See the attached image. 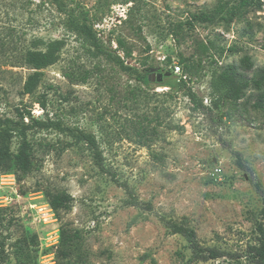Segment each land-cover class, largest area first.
Wrapping results in <instances>:
<instances>
[{
	"label": "rangeland",
	"instance_id": "1",
	"mask_svg": "<svg viewBox=\"0 0 264 264\" xmlns=\"http://www.w3.org/2000/svg\"><path fill=\"white\" fill-rule=\"evenodd\" d=\"M61 1L147 83L94 55L51 0H0V118L18 122L17 110H28L91 134L106 170L66 132L27 131L28 171H0V264H253L246 250L257 244L255 223L264 228L253 186L264 193V111L254 108L264 91L256 85L264 0ZM36 39L65 45L34 92L22 94L34 71L25 53ZM175 66L201 107L166 77L157 82ZM213 72L245 85L235 106H213ZM236 153L251 172L236 166ZM121 184L141 205L127 203ZM60 191L70 208L55 215L47 194ZM162 220L190 228L201 247L222 256L195 261Z\"/></svg>",
	"mask_w": 264,
	"mask_h": 264
},
{
	"label": "trees",
	"instance_id": "2",
	"mask_svg": "<svg viewBox=\"0 0 264 264\" xmlns=\"http://www.w3.org/2000/svg\"><path fill=\"white\" fill-rule=\"evenodd\" d=\"M51 1L56 6L57 12L64 15L65 29L68 32L74 33L82 38L84 43L96 51V53L93 52L94 55H105L106 59L117 65L121 71L128 74H135V77L138 81L145 82L143 75L138 73L137 70L124 65V62L118 56H112L102 49L99 40L96 38V35L93 33L91 27L87 24L84 18L80 19L78 16H76V14H74L73 10H67L66 6L61 0ZM30 45L31 49L26 51L24 63L34 71L32 74L27 76L22 87V94H31L34 92L41 80L42 70L58 61L59 53L63 49L65 42L63 39H52L48 41L36 39L33 40ZM260 83H264V68L260 72V77L256 82V85L259 86ZM166 84L170 89H174L175 87L184 89V95L189 99V101L195 104L197 107H201V101L196 98L194 93H192L185 80L176 79L173 76V71H171V74L166 77ZM244 86V84H239L234 76L226 72H213L209 81L213 106L216 108L220 104L225 103L231 107L235 106L236 103L241 99L242 89ZM41 106L44 107V104L41 103ZM254 108L264 111V91L260 94L257 102L254 104ZM17 115L19 116L18 122H15L9 118H0V171L8 170L12 167L20 172L28 171L30 145L26 139V132L37 128L54 129L59 132L68 133L77 143H83L87 146V148L92 152L95 165L100 169V171L106 173L95 138L91 134H86L82 131L74 132L70 128L61 126V124L58 122L48 119H39L38 117L32 116L28 110L23 113L20 112V110H17ZM24 117L28 118V122L26 124L23 122ZM14 138L17 139L18 142L15 153H13L10 149L11 141ZM236 157V166L240 170L251 172V170L241 161V157L238 153H236ZM112 179L113 182L118 183L113 176ZM119 186L123 187L128 194V204L132 206L141 205L137 198L132 194L130 188L122 184ZM253 186L255 192L262 197L261 199L263 207L260 213L261 215H264V193L262 187L258 181H254ZM47 200L55 215H58L60 212H67L70 208V197L63 191L48 193ZM142 207L145 210H151V206L149 204L142 205ZM162 221L172 233L179 234L185 238V240L190 245L193 259L195 261L214 260L222 256V253L214 248L201 247L196 241V235L194 231L190 228L176 224L172 221ZM255 232L258 235L257 244L248 246L246 253L249 257V260L253 264H264V228L261 222L255 223ZM60 235V240L64 244L66 239L64 237L65 231L63 229H61Z\"/></svg>",
	"mask_w": 264,
	"mask_h": 264
},
{
	"label": "water",
	"instance_id": "3",
	"mask_svg": "<svg viewBox=\"0 0 264 264\" xmlns=\"http://www.w3.org/2000/svg\"><path fill=\"white\" fill-rule=\"evenodd\" d=\"M149 71V73L152 75V76H155V73H156V69H150V70H148ZM170 74L169 73H164V74H162V73H157L156 74V80H157V82H160L161 81V79L163 78V77H168Z\"/></svg>",
	"mask_w": 264,
	"mask_h": 264
},
{
	"label": "built area",
	"instance_id": "4",
	"mask_svg": "<svg viewBox=\"0 0 264 264\" xmlns=\"http://www.w3.org/2000/svg\"><path fill=\"white\" fill-rule=\"evenodd\" d=\"M173 74L176 75V76H178L179 79L185 80V75L182 74V71L180 70V67L179 66H175L174 67Z\"/></svg>",
	"mask_w": 264,
	"mask_h": 264
},
{
	"label": "flooded vegetation",
	"instance_id": "5",
	"mask_svg": "<svg viewBox=\"0 0 264 264\" xmlns=\"http://www.w3.org/2000/svg\"><path fill=\"white\" fill-rule=\"evenodd\" d=\"M152 76V75H151ZM153 77V76H152Z\"/></svg>",
	"mask_w": 264,
	"mask_h": 264
}]
</instances>
